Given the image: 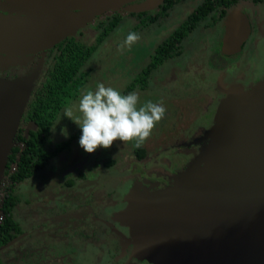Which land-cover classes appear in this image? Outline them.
<instances>
[{
	"label": "water",
	"instance_id": "1",
	"mask_svg": "<svg viewBox=\"0 0 264 264\" xmlns=\"http://www.w3.org/2000/svg\"><path fill=\"white\" fill-rule=\"evenodd\" d=\"M0 13V70L22 66L28 53L49 48L111 12L153 10L163 0H13ZM220 50L237 52L249 35L246 14L235 6L223 18ZM39 71L0 74V187L8 155ZM223 93L207 142L160 189L129 190L115 218L128 229L132 255L150 264H264V82L235 83ZM246 91V92H245ZM202 144V143H201Z\"/></svg>",
	"mask_w": 264,
	"mask_h": 264
},
{
	"label": "rangeland",
	"instance_id": "2",
	"mask_svg": "<svg viewBox=\"0 0 264 264\" xmlns=\"http://www.w3.org/2000/svg\"><path fill=\"white\" fill-rule=\"evenodd\" d=\"M198 2L200 0H191L174 6L169 10L167 17H161L155 24L147 28H135L134 24L137 19L130 17L126 12H121L122 17L119 24L104 38L82 66L81 70L86 71L85 85L80 90L78 97L70 100L60 110L51 125L49 137L51 145L67 139L78 130L79 121L77 117H82L78 111V103L83 92L94 90L100 83L121 90L148 62L155 46L167 36L171 29L177 26ZM238 7L242 11L251 12L250 15L247 13L251 24V34L244 43L241 52L230 58V66H227L223 71L212 68L220 62L228 60L220 50L223 35L221 22H215L212 25L202 23L183 40L181 54L167 59L151 73L146 89H134L132 91L139 96L138 107L151 101L163 104L167 110L165 117L156 123L151 135L140 144L145 148V154L142 158L138 159L132 154V148L136 146L134 140H117L107 149L98 148L94 153H86L79 146V137L73 140L68 148L58 153L56 157L51 158L43 169L37 171L33 177L25 180L15 189L16 192L21 193L20 198L31 201L29 204L21 202L14 212V215L18 216H15L16 220L24 225L29 237H33L37 230L48 229L47 225L37 229L38 224L36 222L40 218L37 215V212H40L38 205H51L49 213L50 215L54 213L56 218H59L60 209L66 208L65 210L68 211L66 213L70 218L65 225L68 229L67 232L84 231V233L90 234L92 225L89 223L78 228V224L81 225V223L91 220L87 217L84 221L79 217L82 207L77 206L78 200L79 202L87 201L90 205L89 209H98L100 208L98 205L104 204L109 198L122 196L128 185L136 179L138 170L139 177H145L144 180L135 181L140 186L149 180L154 182L155 178L169 175L172 176L173 180L177 171H182L188 167L199 153V147L202 148L207 142V139L206 142L203 140L196 141L202 138L205 131L213 125L216 109L222 102L223 93L218 87V83H220L221 88L239 83L243 86V90H248V95L260 93L259 91L254 92L251 87H257L264 82V19H261L262 15L259 18V13L253 8L249 9L242 3L238 4ZM257 7H259L258 4ZM105 15L99 18H103ZM96 19L92 24L96 22ZM89 25L82 28V36L79 37L82 42L88 44L93 41L96 34V30ZM162 30L164 31L162 32ZM129 31L137 32L140 39L131 48L121 49L120 45ZM47 60L35 58L36 65L40 64L34 87L38 86L43 78L42 68L46 67ZM49 60L51 61V59ZM10 67L1 69L0 74L14 78L28 73L33 66L28 69ZM218 76L220 78L216 80ZM219 92L222 94L218 96ZM213 96L216 97L213 98ZM69 107H72L73 110L72 119L64 115L65 109ZM24 128H34V124L29 123ZM63 132L65 135L68 133L67 137ZM190 142L196 143L197 149L196 147L194 149L193 147L190 149L184 147ZM189 151H193L192 157L188 155ZM110 159H113L112 164L108 167L104 166V162ZM67 179H72L71 185L65 184ZM171 183L172 181H169L167 185ZM152 184L143 186L142 189L155 190L159 188L158 183ZM104 193L107 194L108 199L103 198ZM90 195L97 199L102 198L104 201L99 203ZM76 199L77 201H75ZM72 201L75 202L71 204ZM22 218L27 221L24 222ZM73 223L75 227H71ZM58 224L64 227L65 222L58 219L51 226ZM74 236H76L74 247L77 249L76 251L71 249L70 254L81 264H95V259L98 256L107 254L105 245L109 247L106 244L109 240L99 231L96 232L95 238L91 239L92 241H89V236L83 239L85 245L82 244L77 235ZM58 237L59 235L55 237V240ZM42 238L46 243L51 242L48 235L42 236ZM61 239L67 240L66 238ZM24 241L29 244L28 238H25ZM64 243L65 241L62 244L55 241V249L50 250L51 255L55 258L47 255L46 262L52 263L61 257V264H70L72 258L68 259L67 253L64 252ZM3 256L2 258L5 260L6 257ZM104 261L103 256V260L97 264H110V261L108 263Z\"/></svg>",
	"mask_w": 264,
	"mask_h": 264
},
{
	"label": "trees",
	"instance_id": "3",
	"mask_svg": "<svg viewBox=\"0 0 264 264\" xmlns=\"http://www.w3.org/2000/svg\"><path fill=\"white\" fill-rule=\"evenodd\" d=\"M180 1L164 0L158 10L136 14L140 19L139 24L136 26H145L147 23L161 19V17H167L169 10ZM237 1L202 0L199 2L155 46L148 62L120 91L127 94L134 89H146L149 85L151 73L167 59L181 54L183 40L190 32L202 23L212 25L222 19L227 8L236 4ZM258 1L260 0H253V2ZM121 17V14L114 13L98 20L94 28L99 29V31L89 44L75 37H68L56 45L59 52L51 59L48 67L43 71L41 83L33 90L17 129L14 145L8 155L4 179L0 187V246L22 231V227L14 217L15 206L20 200V196L15 189L25 180L31 178L37 171L43 169L51 158L56 157L58 153L68 148L73 140L80 137L81 130L78 128L67 139L51 145L49 139L51 125L60 110L70 100L78 97L86 82V71L81 70L82 66L104 38L119 24ZM29 123H33L34 128H24ZM132 154L140 159L145 154V148L135 146L132 148ZM112 162L113 159L107 160L104 162V166L108 167ZM12 167L14 168L11 169ZM79 175H82V173H79ZM65 184L71 185L72 179H67ZM72 247L69 243L70 250ZM0 264H3L1 255ZM70 264L81 263L73 257Z\"/></svg>",
	"mask_w": 264,
	"mask_h": 264
},
{
	"label": "flooded vegetation",
	"instance_id": "4",
	"mask_svg": "<svg viewBox=\"0 0 264 264\" xmlns=\"http://www.w3.org/2000/svg\"><path fill=\"white\" fill-rule=\"evenodd\" d=\"M186 1H191V0H181L180 2L175 4L174 6L179 5L180 3L186 2ZM201 1L202 0H200V2ZM240 3H242L243 6H246L249 9L253 8V9L257 10V12L259 13V18L262 15L261 19H264V0H260L258 2H253V0H238L236 2V4H234L231 7L227 8L226 13H227V11L229 9H231V8H233L235 6H238V4H240ZM257 4H258L259 7H257ZM247 5H249V6H247ZM14 7H15V5H14L13 0H0V13H6L7 11H11L13 13L14 10H9V9H14ZM158 8H159V6L157 8H155V9H153V10H148V11H143V12H151V11H154V10H158ZM243 12L246 14V16L248 18V21H249V15L251 14V12L247 11V10L243 11ZM114 13L121 14V12H111L110 14L105 15V17L109 16V15H112ZM138 13H140V12H138ZM138 13L126 12V14L129 15L130 17H133V18L137 19V22L134 24V26H136L140 22V19L136 15ZM247 13L249 15H247ZM105 17L97 18L96 22L94 24L89 25V27H92L93 29L96 30V34L98 33L99 29L94 28V25L97 23L98 20L104 19ZM224 17H225V15H224ZM223 18L218 20V21H216V22H221L222 31L224 32ZM158 20L159 19H157L154 22L147 23V25H145V26L144 25L136 26V28H138V27L147 28V27L151 26L152 24H155ZM249 28H250L249 35L246 38V40L249 38V36L251 34L250 21H249ZM81 30H83V29L82 28L78 29L73 35L64 37L63 39L59 40L58 42H56L55 44H53L49 48H46V49L41 50V51L33 52V53H28V56L31 59H29L26 64H24L22 66L16 65V66H13V67H19V68L24 67V68L28 69L31 66H33L32 67V69H33L35 67L36 63H37V61H35V58H44L46 60L48 59L46 61V63H47L46 67L42 68L43 71H45L46 68L48 67V64L50 63L49 59L54 58V56L56 54H58V52H59L56 45L59 42L64 41L68 37H75V38L81 40L79 38L80 36H82V31ZM163 31L164 30H162V32ZM96 34H95V36H96ZM246 40L242 43L241 49H242L244 43L246 42ZM241 49L239 51L231 53L229 55L222 54L223 56L227 57L228 60L222 61V62L216 64V66L212 67V68L213 69H218V71H223L227 66H230V64H231V62H229L230 58L236 56L239 52H241ZM38 64H40V63H38ZM10 68H12V66ZM40 70H41V68H40ZM43 71H42V76H43ZM219 78H220V76H218V78H216V80H218ZM219 94H222V93L219 92L218 96H219ZM214 97H216V96H213V98ZM212 102H213V99H212ZM203 112H205V111H203ZM200 116H202V114H200ZM195 144L190 142L188 144H185L184 147L186 146L188 149H190L192 147L194 149L196 147V149H197V145H195ZM192 152L193 151H189L188 155L191 156ZM191 157H189V159H191ZM13 168L14 167H12L11 169H13ZM139 175L140 174H139V170H138V175L136 176V179H134V181H132L131 184L128 185V187L126 188V191L122 194V196L114 197V198L112 197V198L108 199V197H106L107 196V194H106L107 192L104 193V195H102L103 198L106 197V199H108V200H106L104 204L98 205V207H100V208L94 209L96 211H94L92 209H89L90 205H88L87 201L79 202V200L78 201H77V199L75 200V201H77V206L78 207H82L79 217L81 219H83L84 221H86L85 219L87 217L91 219L90 221L81 223V225L78 224L79 225L78 228H81V227H83L85 225H88L87 223H89L90 225H92V230H91L90 234L84 233V231H78V232H72V233L67 232L68 229H67V227H65V225H66V223L69 222L70 218H69V216L66 213V212H68V211L65 210L66 208H61L60 211H59V218H56L54 213L52 215H50V213H49V211L51 210V207H52L51 205H49V204L38 205L37 207L40 209V212L39 213L37 212V215L40 218L36 222L38 224L37 225V229H41L42 227L44 228L45 225L48 226L47 227L48 229L47 230L46 229L37 230V232L35 233V235L33 237H29L27 235L28 233L25 230L24 225L22 223L18 222L20 224V226L22 227V231L19 232L17 235H15L11 240H9L8 242H6L5 244L0 246V255H1V259H2L3 264H61L60 263L62 261L61 257L56 259L55 262L54 261L52 263L46 262L47 261L46 260V256L47 255L52 257L53 259L55 258V256L51 255V252H50L51 249L52 250L55 249V241H58L61 244H62L63 241H65V243H64L65 246L63 247L64 250H65L64 252L67 253L68 259L69 258L73 259V256H71V254H70L71 250L69 249V243H70V245L73 246L72 247L73 249L72 248L71 249L76 251L77 248L74 247V245L76 244V241H75L76 236H74V235H77L81 239L82 244L85 245V241L83 239H85L86 237L89 236V241H92L91 239L95 238L96 232H98V231L100 232L101 235H103L105 238L107 237L108 240H109V242L106 243V244L109 245V247L107 245H105L107 254H103L104 259H105L104 262L108 263V261H110V264H135V263L136 264H150L144 259L140 260V259L135 258L132 255V244H130V243L125 244L124 240H121L120 236L114 231L113 228H116L117 230H119L122 234L126 235L127 237L129 235V233H128V229L129 228L127 226L122 225L118 221V219L115 218V214L116 213L118 214L119 212H121L125 208V206L127 205V201L125 199V196H126L127 192L129 191V189L131 187H132L133 190H136L137 188H141L142 189L143 186H150L151 183H153L152 185H155V184L158 183L157 186L159 187L158 189H160V188L165 187L169 183V181L170 182L172 181V176L169 175V176L161 177V178L153 177V178H155L154 182L149 180L148 182L143 183V186H140V185H137L135 181L138 180V179L139 180H144L145 177L144 178H140ZM66 185L68 186V184H66ZM132 189H130V190H132ZM17 193H18L19 196H21L20 192H17ZM90 197L91 198H95L94 196H91V195H90ZM34 198H35V196H34ZM95 199H97V198H95ZM75 201H72L71 204H73V202H75ZM97 201L99 203H101L104 200H102V198H98ZM21 202H25V204H29L31 201H30V199L29 200L28 199L23 200L22 197H21L20 200H19V203L15 206V210H16V208L18 207V205ZM99 209H101V210H99ZM15 210H14V212H15ZM15 216H17V215L15 214L14 217ZM77 218H78V216H77ZM23 219L24 218H22V220ZM58 219H61V222H63V221L65 222L64 227H62L63 225H61V224H58V225H55V226H51V224L55 223L56 220H58ZM25 221H27V220L24 219V222ZM71 227H75V224L73 223ZM95 229H96V232H95ZM47 235L49 236V238L51 240L50 243H46L44 238H42V236H47ZM57 235H59V237L55 240V237ZM25 238L29 239V244L25 243V241H24ZM61 238H66L67 240H63ZM115 238H117L118 240H116ZM2 256L6 257V259L4 260L2 258ZM103 256H101V255L98 256L95 259V264L100 263L103 260ZM71 262H72V260H70V263ZM79 263H81V262H79Z\"/></svg>",
	"mask_w": 264,
	"mask_h": 264
},
{
	"label": "clouds",
	"instance_id": "5",
	"mask_svg": "<svg viewBox=\"0 0 264 264\" xmlns=\"http://www.w3.org/2000/svg\"><path fill=\"white\" fill-rule=\"evenodd\" d=\"M139 39L137 32L129 31L120 48H131ZM138 104L136 92L124 94L104 83L83 92L78 103V111L82 114L77 117L81 130L79 146L86 153H94L98 148H109L117 140H134L139 147L151 135L156 123L165 117L167 110L163 104L151 101L139 107ZM64 115L72 119V107L66 108Z\"/></svg>",
	"mask_w": 264,
	"mask_h": 264
},
{
	"label": "built area",
	"instance_id": "6",
	"mask_svg": "<svg viewBox=\"0 0 264 264\" xmlns=\"http://www.w3.org/2000/svg\"><path fill=\"white\" fill-rule=\"evenodd\" d=\"M0 219H1V214H0Z\"/></svg>",
	"mask_w": 264,
	"mask_h": 264
}]
</instances>
